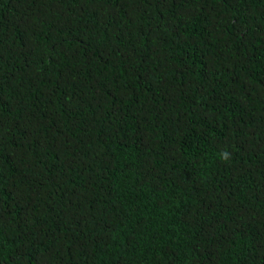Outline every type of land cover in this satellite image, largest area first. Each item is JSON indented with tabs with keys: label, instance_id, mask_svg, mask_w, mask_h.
Wrapping results in <instances>:
<instances>
[{
	"label": "trees",
	"instance_id": "16d2710c",
	"mask_svg": "<svg viewBox=\"0 0 264 264\" xmlns=\"http://www.w3.org/2000/svg\"><path fill=\"white\" fill-rule=\"evenodd\" d=\"M0 264H264V0H0Z\"/></svg>",
	"mask_w": 264,
	"mask_h": 264
},
{
	"label": "clouds",
	"instance_id": "9594fccd",
	"mask_svg": "<svg viewBox=\"0 0 264 264\" xmlns=\"http://www.w3.org/2000/svg\"><path fill=\"white\" fill-rule=\"evenodd\" d=\"M222 158H223V159H227V158H228V157H227V153L223 154V155H222Z\"/></svg>",
	"mask_w": 264,
	"mask_h": 264
}]
</instances>
